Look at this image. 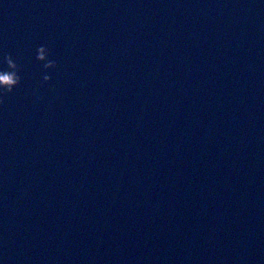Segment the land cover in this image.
Returning <instances> with one entry per match:
<instances>
[{"label":"water","instance_id":"water-1","mask_svg":"<svg viewBox=\"0 0 264 264\" xmlns=\"http://www.w3.org/2000/svg\"><path fill=\"white\" fill-rule=\"evenodd\" d=\"M9 56L0 264H264V0H0Z\"/></svg>","mask_w":264,"mask_h":264},{"label":"clouds","instance_id":"clouds-1","mask_svg":"<svg viewBox=\"0 0 264 264\" xmlns=\"http://www.w3.org/2000/svg\"><path fill=\"white\" fill-rule=\"evenodd\" d=\"M37 54L43 61L45 73L51 72L58 67L55 60L49 59L50 52L46 47H39L37 50ZM5 62L12 69V71H0V96L11 93L20 83L17 65L15 64L13 59L10 56L5 57ZM42 79L44 84H48L51 82L52 78L50 75L45 74L43 75Z\"/></svg>","mask_w":264,"mask_h":264}]
</instances>
